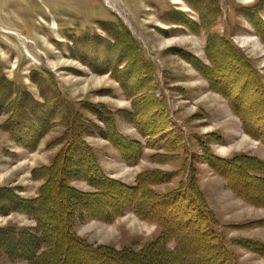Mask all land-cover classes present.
Instances as JSON below:
<instances>
[{"label":"rangeland","instance_id":"374dc122","mask_svg":"<svg viewBox=\"0 0 264 264\" xmlns=\"http://www.w3.org/2000/svg\"><path fill=\"white\" fill-rule=\"evenodd\" d=\"M257 2L259 0H0V189H4V194L36 198L44 180L36 179L34 172L51 164L62 147L52 142L66 130L56 115L58 108L54 107L48 133L35 148L23 147L6 127L14 111L11 104L7 105L10 101L15 104L18 99L24 98L26 102L32 99L42 106L45 103L47 109L59 98L86 107L104 104L115 114L120 133L133 140H144L134 124L120 115L123 110H133L132 100L125 95L120 82L110 70L100 71L91 66L93 48L103 54L102 48L111 47L107 44L114 40L107 31L111 26L128 28L142 54L153 64V93L166 101L171 126L181 135L182 143L175 151L146 147L138 163H126L101 134L105 128L103 122L88 109H81L84 119L100 128L90 133L87 142L94 148L106 174L134 185L138 175L146 170L172 172L175 178L171 182L153 188L159 193L175 190L188 180L185 162L191 165V155L201 153L198 137L206 138L211 134L223 140L216 142L213 137L214 140L209 141L218 156L252 155L264 160V145L244 131L241 119L230 109L226 99L212 91L197 69L174 51L181 49L209 62L205 50L208 33H193L175 17L176 12H184L199 21L201 11L214 7L218 15L212 31L232 40L248 60H252L264 81V39L242 11ZM260 15L264 19V10ZM19 106H24L23 101ZM55 106L60 108L61 104L56 102ZM154 154L170 157L158 160L152 158ZM194 166L199 187L218 221L216 229L237 264H264L263 256L235 242L249 239L264 242V225H251L264 220V207L253 206L236 195L206 163H194ZM72 184L85 191L92 190L84 181ZM11 224L24 227L35 223L24 213L0 209V226ZM76 230L91 243L119 249H140L160 234L159 226L140 219L132 210L112 222L92 218L78 222ZM170 246L174 248V242ZM186 255L196 256L192 251ZM0 264L27 263L11 262L0 254Z\"/></svg>","mask_w":264,"mask_h":264},{"label":"trees","instance_id":"16d2710c","mask_svg":"<svg viewBox=\"0 0 264 264\" xmlns=\"http://www.w3.org/2000/svg\"><path fill=\"white\" fill-rule=\"evenodd\" d=\"M206 10L201 11L199 21L184 12H176L175 18L193 33H208L205 50L209 62L181 49L174 51L197 69L212 91L226 99L230 109L241 119L244 131L264 145L263 77L232 40L212 31L218 13L214 7ZM263 10L264 0L242 9L264 39V19L260 15ZM107 31L114 38L107 41L111 47L102 48L103 54L93 48L91 66L100 71L110 70L120 82L133 108L123 110L120 115L134 124L144 140H133L120 133L115 114L104 104L86 107L56 97L59 99L54 101L61 107L54 102V106L47 109L45 103L42 106L32 99L27 102L24 98L18 99L15 104L8 102L14 111L6 127L23 147L35 148L48 133L54 107L58 108L56 115L66 130L52 142L62 147L51 164L34 172L36 179L44 180L36 198L4 194V189H0L2 211L24 213L35 223L24 227L0 226V254L11 262L27 264H237L216 229L218 221L199 187L194 163H206L236 195L253 206L264 207V160L252 155L218 156L209 141L214 140L213 137L216 142L223 140L211 134L206 138L198 137L201 153L191 155V165L185 162L188 180L175 190L159 193L153 188L171 182L175 178L172 172L146 170L138 175L134 185L106 174L94 148L87 142L90 133L100 128L88 123L81 109H88L103 122L105 128L101 134L126 163H138L146 147L175 151L182 143L181 135L171 126L166 101L153 93V64L142 54L128 28L111 26ZM22 101L24 106L21 107ZM165 157L170 156H152L158 160ZM82 181L92 190L85 191L72 184ZM127 210L160 228V234L140 249L91 243L77 233L78 222L90 218L112 222ZM251 225H264V220ZM235 242L264 257V242L253 239ZM189 251L197 257H188Z\"/></svg>","mask_w":264,"mask_h":264},{"label":"bare ground","instance_id":"6f19581e","mask_svg":"<svg viewBox=\"0 0 264 264\" xmlns=\"http://www.w3.org/2000/svg\"><path fill=\"white\" fill-rule=\"evenodd\" d=\"M187 9V8H186ZM54 25H55V28H57V25H56V23H54Z\"/></svg>","mask_w":264,"mask_h":264}]
</instances>
